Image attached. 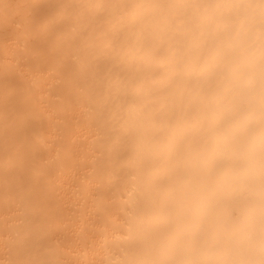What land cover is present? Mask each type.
I'll return each mask as SVG.
<instances>
[{
  "label": "bare ground",
  "instance_id": "6f19581e",
  "mask_svg": "<svg viewBox=\"0 0 264 264\" xmlns=\"http://www.w3.org/2000/svg\"><path fill=\"white\" fill-rule=\"evenodd\" d=\"M0 264H264V0H0Z\"/></svg>",
  "mask_w": 264,
  "mask_h": 264
}]
</instances>
